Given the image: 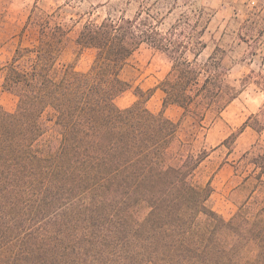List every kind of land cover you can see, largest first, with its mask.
<instances>
[{"label":"trees","instance_id":"1","mask_svg":"<svg viewBox=\"0 0 264 264\" xmlns=\"http://www.w3.org/2000/svg\"><path fill=\"white\" fill-rule=\"evenodd\" d=\"M194 13L166 29L145 7L88 21L75 41L79 54L94 52L86 72L62 64L65 25L30 16L37 43L0 67L3 91L17 98L13 111L0 106V264H264V149L233 165L242 198L230 219L198 180L213 152L199 146L208 118L221 119L243 90L220 48L200 61L210 15ZM143 45L172 63L157 88L164 109L183 111L179 122L151 112L154 89L125 77ZM131 90L137 101L118 106ZM252 121L262 133L264 109L244 126Z\"/></svg>","mask_w":264,"mask_h":264},{"label":"rangeland","instance_id":"2","mask_svg":"<svg viewBox=\"0 0 264 264\" xmlns=\"http://www.w3.org/2000/svg\"><path fill=\"white\" fill-rule=\"evenodd\" d=\"M151 8L165 16L164 29L175 24L182 15L196 20L194 10L204 8L209 14L205 20L208 28L204 40L207 50L200 61H205L216 49L219 57L230 70V82L242 94L222 114L221 119L209 116V129L201 138L207 148L213 150L202 164L198 180L210 182L215 189L213 207L226 219L237 211L236 203L241 194L233 191L241 178L235 176L233 165L248 151L264 149V131L258 133L251 127L249 118L259 115L264 109V0H0V67L9 61L18 47H31L38 41V29L29 22L34 12L54 14L56 20L68 30L67 50L62 64L72 65L77 71L89 70L94 52L78 53L75 41L88 21H102L111 16L132 18L141 8ZM204 22V21H203ZM172 63L163 53L143 45L131 59L125 77L133 87L145 91L154 89L147 102L154 114L161 112L179 122L183 111L170 106L163 108L165 94L157 86L171 71ZM137 101L133 91L118 98L121 108L130 107ZM17 98L2 89L0 75V106L13 111ZM237 134L235 144L219 147Z\"/></svg>","mask_w":264,"mask_h":264}]
</instances>
